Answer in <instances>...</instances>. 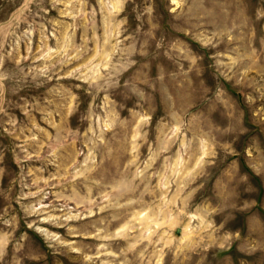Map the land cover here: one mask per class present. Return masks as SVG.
Segmentation results:
<instances>
[{"label":"rangeland","instance_id":"1","mask_svg":"<svg viewBox=\"0 0 264 264\" xmlns=\"http://www.w3.org/2000/svg\"><path fill=\"white\" fill-rule=\"evenodd\" d=\"M0 264H264V0H0Z\"/></svg>","mask_w":264,"mask_h":264}]
</instances>
